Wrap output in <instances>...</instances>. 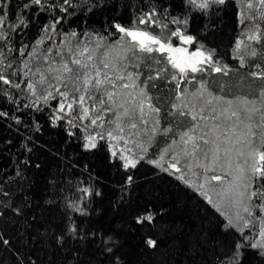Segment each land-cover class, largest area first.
Returning a JSON list of instances; mask_svg holds the SVG:
<instances>
[{
  "label": "snow or ice",
  "instance_id": "snow-or-ice-1",
  "mask_svg": "<svg viewBox=\"0 0 264 264\" xmlns=\"http://www.w3.org/2000/svg\"><path fill=\"white\" fill-rule=\"evenodd\" d=\"M11 2L0 0V121L20 125L22 117H29L39 131L40 119L46 118L50 126L62 128L69 141L79 140L78 146L85 152L97 149L101 142L109 143L111 156L125 169L135 168L144 159L148 153L145 144L151 145L158 136L170 138L180 153L172 156L164 171L171 168L180 172L177 157L182 156L203 169L205 183L227 181L220 199L228 196L235 212L226 217L222 227L234 230L240 238L232 256L222 264H242L245 249H254L264 257V88L256 98L260 108L247 96L221 95L224 85L218 92L210 90L211 74L228 75L231 69L216 58L215 49H207L189 32L194 13L218 10L226 0H181L179 14H174L171 2L147 0L130 25L113 23L106 34L64 31L65 23L77 17L78 10L81 15L91 12L102 6L100 0H92L91 5L89 0H24L20 14L13 11L10 16ZM245 6L249 13L241 12L239 23L247 31L241 32L243 38L238 37L234 46L240 67L245 66L241 53L252 57L264 54V28L257 23H264V0H246ZM36 17L46 21L37 37L17 46L14 35L22 34ZM12 19L18 24L11 23ZM255 67L259 69L261 64ZM248 75L264 79V70ZM158 81L172 86L167 88L166 110L151 92L158 89ZM256 113L260 114L259 124L253 122ZM254 128L260 129L259 144ZM121 142L123 147L117 152L115 145ZM27 143H32L31 137ZM136 148L144 153L139 160L134 158ZM163 159L164 153L148 163L162 167ZM217 169L224 175H207ZM128 181H132L131 176ZM0 194L8 195L2 187ZM99 195L91 184L77 185L73 198H65L64 206L87 216L91 198ZM202 195L213 204L210 196ZM12 210L17 214L21 211L19 207ZM4 215L0 211V217ZM65 215L69 221L66 233L78 236L81 224ZM153 219L148 212L136 222ZM99 235L89 231L81 239L91 237L94 241ZM63 239L64 234L59 237ZM8 243L0 234V244ZM103 243L102 250L112 254V264H118L113 248L107 241ZM145 243L153 248L157 245L154 239Z\"/></svg>",
  "mask_w": 264,
  "mask_h": 264
},
{
  "label": "trees",
  "instance_id": "trees-1",
  "mask_svg": "<svg viewBox=\"0 0 264 264\" xmlns=\"http://www.w3.org/2000/svg\"><path fill=\"white\" fill-rule=\"evenodd\" d=\"M23 2L12 0L10 16L13 11L20 14L19 6ZM166 2H171L174 14H179L181 0ZM100 3L102 6L82 15L78 10V18H69L64 31L77 29L106 34L113 23L128 26L147 0H100ZM245 5L246 0H226L218 10L194 13L189 32L207 49H215L216 58L231 69L228 75L211 74L210 90L218 92L219 86L224 85L221 95L247 96L260 108V100L256 98L264 88V79L248 73L264 70V54L252 57L241 53L245 66L240 67L234 51L237 38L247 31L239 23L240 13H249ZM45 22L42 17L34 18L22 34L14 35V43L18 46L34 41ZM257 23L264 28V23ZM256 64H261V68H256ZM157 83L158 89L151 92L160 98V105L166 110L167 88L172 86H166L163 81ZM21 119L20 125L12 120L0 121V187L8 193L0 194V211L5 212L0 217V234L9 241L7 245L0 244V264H112V254L102 250L103 241L119 257L118 264H222L232 256L240 237L234 230L225 231L222 227L228 209L216 205L213 199L209 205L202 195L212 196L213 192L199 187L206 180L203 169L196 167L195 161L178 156L181 171L171 168L164 171L172 156L180 153V147L171 145L170 138L158 136L151 145L145 144L148 153L144 159L135 168L125 169L118 158L111 156L113 149L109 143L101 142L97 149L85 152L78 146L79 140L69 141L63 129L50 126L46 118L40 119L39 131L29 117ZM253 122L260 123L259 113ZM254 131L259 144L260 129ZM29 137L32 143L26 144ZM122 147L121 142L115 145V150L119 152ZM128 147L134 148L132 144ZM162 153V167L148 163L150 159L159 160ZM134 154L138 160L144 155L138 148ZM189 163L190 168L186 167ZM212 174L224 175L219 169L207 175ZM87 184L93 185L100 195L91 198L90 214L80 216L65 208V198L71 200L76 186ZM226 185L227 181L211 182L215 188ZM16 207L21 209L19 214L12 210ZM148 212L153 214V221L136 222ZM66 213L81 224L76 237L66 233L65 225L69 222ZM89 231L100 235L94 241L91 237L81 239ZM62 234L64 239L60 241ZM147 239H154L156 247H149L145 243ZM242 264H264V257L254 249H245Z\"/></svg>",
  "mask_w": 264,
  "mask_h": 264
},
{
  "label": "rangeland",
  "instance_id": "rangeland-1",
  "mask_svg": "<svg viewBox=\"0 0 264 264\" xmlns=\"http://www.w3.org/2000/svg\"><path fill=\"white\" fill-rule=\"evenodd\" d=\"M119 149H121V148H119ZM134 158H135V154H134ZM196 179L199 180V178H196ZM205 181L206 180H204V183H202V184H204V187L203 188L204 189H212L213 190V192L211 194L212 196H210V197L215 201L216 205H218L220 207H223L225 209H228L227 212H228L229 215L232 214V213H234L235 212V209L231 208L229 206L228 202H227L228 201V196H225V199L223 201L220 199V194L222 192V189H220L219 187H216V188L215 187H212L211 185L205 183Z\"/></svg>",
  "mask_w": 264,
  "mask_h": 264
}]
</instances>
